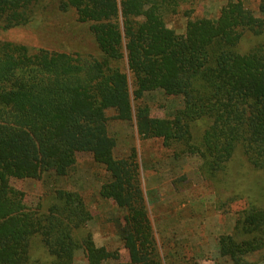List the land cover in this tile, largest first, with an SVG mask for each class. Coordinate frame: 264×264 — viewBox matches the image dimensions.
Wrapping results in <instances>:
<instances>
[{
  "label": "trees",
  "instance_id": "obj_1",
  "mask_svg": "<svg viewBox=\"0 0 264 264\" xmlns=\"http://www.w3.org/2000/svg\"><path fill=\"white\" fill-rule=\"evenodd\" d=\"M62 12L74 11L88 25L99 56L83 57L0 41V264H73L81 251L86 264L119 261L117 250L97 247L90 234L76 232L91 213L76 191L56 190L46 212L28 207L10 180H40L51 173L67 177L78 153L91 154L109 180L101 200L124 212L122 246L128 262L160 264L139 178L136 150L122 159L113 151L106 111L131 122L143 111L146 94L162 91L180 98L170 118L136 115L138 129L159 139L177 158L201 159V172L214 178L236 154L264 171V46L238 51L245 33L264 34L258 18L240 1H229L216 19L186 17L183 33L168 25L184 0H56ZM40 0H0V30L30 25ZM264 8V7H263ZM185 16V15H184ZM143 107V108H142ZM142 108V109H141ZM207 122L200 144L191 128ZM46 253L31 256L32 242ZM219 256L231 264L264 259V207L250 202L232 233L218 239Z\"/></svg>",
  "mask_w": 264,
  "mask_h": 264
},
{
  "label": "rangeland",
  "instance_id": "obj_2",
  "mask_svg": "<svg viewBox=\"0 0 264 264\" xmlns=\"http://www.w3.org/2000/svg\"><path fill=\"white\" fill-rule=\"evenodd\" d=\"M229 1H240L255 17L264 18V0H184L180 13L170 18L169 27L181 34L186 17L216 19ZM39 16L30 25L12 30H0L1 42H12L35 50L39 48L83 57H98L88 25L77 21L74 11L62 12L56 0H40ZM185 15V16H184ZM264 46V34L253 36L245 33L238 47L242 54L257 46ZM143 111L137 112L131 122L115 118L112 110L106 111L108 135L115 139L113 155L125 158L132 148L136 150L139 178L146 201L147 213L160 264H231L219 256L218 239L232 233L235 220L250 202L264 207V171L255 170L240 154L234 156L227 167H236L237 176L232 186L222 184L229 179L231 169L224 178H211L201 172L202 161L197 156L182 154L175 158L159 139L147 138L138 129L136 115L148 118H170L182 107L180 98L167 97L155 91L143 98ZM207 122H198L191 128L192 143L200 144ZM109 180L102 166L97 165L89 153H78L74 170L63 178L51 173L40 180H10V185L25 195L28 207H40L46 212L56 190L76 191L83 197L91 220L76 232L77 238L90 234L97 247L117 250L119 261L128 262L122 246L125 231L124 212L114 203L98 197L100 186ZM31 256L41 261L46 253L37 241L32 242ZM264 264L260 255L249 258ZM73 264H86L81 251L75 254Z\"/></svg>",
  "mask_w": 264,
  "mask_h": 264
}]
</instances>
